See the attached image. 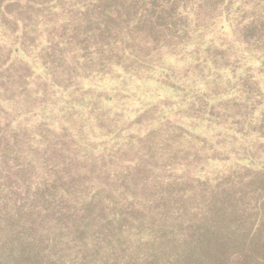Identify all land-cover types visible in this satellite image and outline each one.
<instances>
[{"label": "trees", "instance_id": "trees-1", "mask_svg": "<svg viewBox=\"0 0 264 264\" xmlns=\"http://www.w3.org/2000/svg\"><path fill=\"white\" fill-rule=\"evenodd\" d=\"M135 1L0 0V264H264V0Z\"/></svg>", "mask_w": 264, "mask_h": 264}, {"label": "rangeland", "instance_id": "rangeland-1", "mask_svg": "<svg viewBox=\"0 0 264 264\" xmlns=\"http://www.w3.org/2000/svg\"><path fill=\"white\" fill-rule=\"evenodd\" d=\"M149 1H158V0H145V2H143V0H136L135 1V3L136 4H140V6H141V8H146V2L148 3ZM159 1H161L162 2V0H159ZM161 2H159V4H161ZM146 36H147V34H146ZM13 55L14 54H9V56L8 57H6V59L7 60H12L13 59ZM6 55H2V54H0V61H2L3 60V58L5 57ZM24 70V68H21L20 66H14V69L12 70V72L16 75V77H18L19 79H21V77L22 76H24L25 75V72L23 71ZM4 74H1V77L2 78H4ZM155 78H159V76H155ZM19 82H17L16 81V85L18 84ZM34 84H30V89L31 90H34L35 88H36V83L35 82H33ZM12 85H13V83H11ZM12 85H10V84H8V83H4L3 81L1 82L0 81V88L2 89V93H4V92H6V90H8L9 88H13L12 87ZM27 85V84H26ZM23 87V86H22ZM147 90H141V91H139V95H142L143 96V98H145V97H147V96H149V94H146L145 92H146ZM44 215H39V216H37V217H35V218H37L36 220H37V224H38V226L36 227L35 225H34V222H32L31 223V225H32V227L33 228H39V227H43V228H45V227H47V225H49L48 224V222H47V220H49V219H51L52 217H53V215H49L48 216V218H46V217H43ZM38 217H39V219H38ZM46 218V219H45ZM35 229V230H36ZM34 230V231H35Z\"/></svg>", "mask_w": 264, "mask_h": 264}]
</instances>
